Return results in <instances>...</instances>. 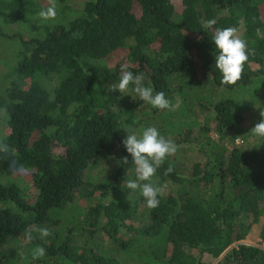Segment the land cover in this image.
I'll return each mask as SVG.
<instances>
[{"label": "trees", "instance_id": "trees-1", "mask_svg": "<svg viewBox=\"0 0 264 264\" xmlns=\"http://www.w3.org/2000/svg\"><path fill=\"white\" fill-rule=\"evenodd\" d=\"M179 3L55 0L56 17L42 21L50 0H0V37L17 42L0 79V264H124L116 254L137 264H264L262 249L238 244L264 218V139L252 132L264 107V0ZM227 27L242 28L249 55L234 85L220 84L214 64L212 37ZM121 65L178 107L152 108L131 85L111 90ZM148 126L177 146L151 178L164 188L154 209L126 187L134 165L122 144ZM234 129L240 142L227 146ZM189 152L200 160L187 167ZM129 192L144 207L142 228L124 224L138 210ZM97 193V206L75 208L77 195ZM259 237L264 244V224ZM103 238L113 250L87 242ZM37 247L44 256L33 257Z\"/></svg>", "mask_w": 264, "mask_h": 264}, {"label": "clouds", "instance_id": "clouds-1", "mask_svg": "<svg viewBox=\"0 0 264 264\" xmlns=\"http://www.w3.org/2000/svg\"><path fill=\"white\" fill-rule=\"evenodd\" d=\"M57 15L55 0H50V6L42 9L38 13V17L42 21L54 19ZM216 21L208 20L203 24V29H210L215 25ZM258 34H259V30ZM237 29L232 27L217 28L212 42L215 46L214 61L215 68L220 74L221 85H234L240 80L244 71L245 63L249 59L247 52V42L236 35ZM120 76L118 85H113L111 90H119L121 93L129 89L139 97V99L155 109L174 110L178 105H174L165 97L163 92L155 91L152 86H145L139 75H134L132 71L127 70L124 65L120 66ZM260 115L262 119L253 128L252 132L255 136L264 139V107L261 108ZM122 144L126 152L131 156V163L135 166V175L133 179L126 182V187L130 192L137 190L146 201L149 209L159 206L161 196L164 192L163 187H156L151 183V178L156 174L157 169L164 163L167 156L177 151L175 142L166 139L155 126H148L137 134L132 132L122 140ZM124 164H128V157L122 160ZM173 169L169 167L168 173ZM41 237H49L52 235L47 228L37 229ZM29 240L31 236L27 237ZM45 255L43 247H37L33 251V257H42Z\"/></svg>", "mask_w": 264, "mask_h": 264}, {"label": "rangeland", "instance_id": "rangeland-1", "mask_svg": "<svg viewBox=\"0 0 264 264\" xmlns=\"http://www.w3.org/2000/svg\"><path fill=\"white\" fill-rule=\"evenodd\" d=\"M47 2H48V0H47ZM172 2L174 4V6L176 7V9L180 10L179 0H172ZM73 7L76 8L75 6H73ZM4 30H5L6 34H8L9 36H12V34H14V31H19V28L14 25V26L5 28ZM242 33H243V30H242V28H240L237 30L236 35L241 37ZM12 39L13 38H8V40H7V39H4L3 37H0V79H1V75L8 70V68H9L8 64H15V60H13L14 59L13 56H14V52L16 51L15 49L17 47V45H16L17 42H16V40L12 41ZM254 68H256V67H254ZM1 90H2V86H1V82H0V93H1ZM3 116H4V114L1 113V111H0V134L7 133V129L3 125V118H2ZM247 124H248V121L244 120L243 126H245V125L247 126ZM237 133L238 132L235 129L229 133V135L227 136L228 141H226L227 146H230L234 141L236 143L240 142V138L234 137V135L235 134L237 135ZM208 134H210L211 140H213V141L218 140V136L216 135V133L214 131H211ZM233 138H234V140H233ZM112 154L114 156L117 153L113 152ZM187 156H188L187 160L185 161V165L187 167L191 166V164L193 162L200 160V158L196 154H194L193 152H189ZM127 174H128L130 179H133L134 175H135V166L132 169L130 168V170H127ZM99 178H101V176ZM97 196H98V193L96 194V196L94 198L91 199L90 202H88L83 198H79L77 195V200L75 202V208L79 207V206H81L83 208H88L91 206L92 207L97 206V204H98V200L96 199ZM124 196H126L128 198L129 206H132L135 204L138 207V210L133 214V218L127 219L124 222V224L125 225H132L136 228H142L146 224V222L144 221V215H143L144 214V211H143L144 207H143L142 203L140 201L135 200L136 195H134L133 193L129 192L127 194H124ZM105 202L107 203L108 201H105ZM263 224H264V218H262L260 220L259 224L252 226L247 237L242 242H239L238 244L257 246L264 251V244L261 243L260 237H259L260 229H261V226ZM131 235L132 234L125 232V234H122V238L130 239ZM27 242H28V239L24 238V236L19 237L18 242L14 245L13 248H15L17 251L25 250ZM87 242L91 246H93V245L98 246V248L99 247H101V248L106 247V248L111 249V250L114 249V245H113L114 243H110L106 238L98 239V240L97 239H94V240L89 239V240H87ZM116 257L119 260H121L124 264H137V259L134 258L130 254H127V255L116 254ZM205 260H207V259H205ZM219 260H220V258L217 260L211 261V264H216Z\"/></svg>", "mask_w": 264, "mask_h": 264}]
</instances>
